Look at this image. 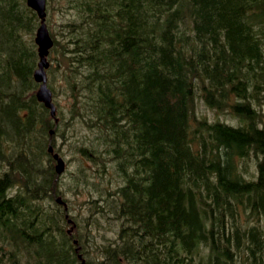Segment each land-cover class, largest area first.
<instances>
[{
	"label": "trees",
	"instance_id": "obj_1",
	"mask_svg": "<svg viewBox=\"0 0 264 264\" xmlns=\"http://www.w3.org/2000/svg\"><path fill=\"white\" fill-rule=\"evenodd\" d=\"M45 22L58 123L36 97L38 14L0 0V264H264V0H47ZM198 98L240 124L197 118ZM67 128L77 183L117 174L86 200L87 226L118 227L90 256L56 201Z\"/></svg>",
	"mask_w": 264,
	"mask_h": 264
},
{
	"label": "rangeland",
	"instance_id": "obj_2",
	"mask_svg": "<svg viewBox=\"0 0 264 264\" xmlns=\"http://www.w3.org/2000/svg\"><path fill=\"white\" fill-rule=\"evenodd\" d=\"M61 19L64 20L61 13L58 11H54L52 25L57 28L56 23L57 25H60L59 20ZM56 83L58 84L59 80H57ZM60 100L62 105L65 106L68 102V97H60ZM261 104L257 105V108L260 111L259 125L261 127H264V101ZM195 115L197 116V118H206L209 122L220 121L233 126H237L238 124H240L239 118L230 114L228 110L222 111L210 107L204 102L202 98L197 99ZM81 134L85 133L79 128L71 130L67 128L66 137L62 139L60 137H57L56 139L57 143L61 145L62 151L60 153L65 158L67 163L66 173L61 176L59 175V184L60 188L66 191V195L62 197L65 200L68 199V201L70 202V204L68 202L70 215L75 218H71L73 220L72 223L67 222L66 228L69 230L73 225V232L79 233L83 236L88 234V236L92 238V240H90V243L88 244V247L86 248V254L90 256V253L94 254L92 252L96 251V249L100 245H102L107 238H112L115 236L116 231L114 230H117L118 227L116 226V224L114 226H111L110 223H108V221L105 219L102 221L103 224L99 225V230H96L97 224H91L90 226H87V223L83 221V219L85 220V218H87V216L91 214V212L93 211L92 208L94 207L87 204V197L92 196L94 199L98 200L101 198L100 196L108 195L109 191L113 192L116 189L118 181L116 179L117 174L113 170H109L104 176L107 179L104 181V183H102V185H100L98 184L101 182L100 177L97 175V173H94V171L89 170V172H86L83 175V179L77 183V181L75 180V176L79 170L78 166L81 155L78 154L77 151H75L74 147L71 144H73L74 142H78ZM255 166V160L249 163L250 169H254ZM89 176L91 177V180L93 182L97 183L96 187L99 188L98 190H90L87 186H84V184H86V181L89 179ZM18 181L20 180L18 179ZM59 198L60 195L57 196V199Z\"/></svg>",
	"mask_w": 264,
	"mask_h": 264
},
{
	"label": "water",
	"instance_id": "obj_3",
	"mask_svg": "<svg viewBox=\"0 0 264 264\" xmlns=\"http://www.w3.org/2000/svg\"><path fill=\"white\" fill-rule=\"evenodd\" d=\"M26 2L27 5L33 9L40 18V26L37 28L35 37V42L38 46V52L40 56L38 68L34 72V78L36 82L39 83L36 97L51 110L52 116H56V106L53 102L52 90L48 87V76L46 72L50 65L48 56L50 54L51 48L54 45V41L45 22L47 17V0H26ZM53 150V147L50 146L49 152L53 154V158L56 160V172L61 174L65 171V161L58 153H53ZM58 202H62L60 198L58 199Z\"/></svg>",
	"mask_w": 264,
	"mask_h": 264
},
{
	"label": "bare ground",
	"instance_id": "obj_4",
	"mask_svg": "<svg viewBox=\"0 0 264 264\" xmlns=\"http://www.w3.org/2000/svg\"><path fill=\"white\" fill-rule=\"evenodd\" d=\"M99 135V134H98ZM87 229V228H86ZM80 245V244H79Z\"/></svg>",
	"mask_w": 264,
	"mask_h": 264
}]
</instances>
